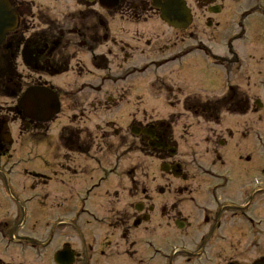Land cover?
<instances>
[{"label":"flooded vegetation","instance_id":"af4514ba","mask_svg":"<svg viewBox=\"0 0 264 264\" xmlns=\"http://www.w3.org/2000/svg\"><path fill=\"white\" fill-rule=\"evenodd\" d=\"M7 2L0 264L264 257V0Z\"/></svg>","mask_w":264,"mask_h":264},{"label":"water","instance_id":"95a60500","mask_svg":"<svg viewBox=\"0 0 264 264\" xmlns=\"http://www.w3.org/2000/svg\"><path fill=\"white\" fill-rule=\"evenodd\" d=\"M14 15L9 11V8L4 5V1H0V41L4 34L12 28L14 25ZM46 90L42 88H33L27 90L22 99H21V105L24 106L26 109L36 111L40 113L44 110V103H43V96H46L45 94ZM31 98L34 99L33 108L30 109V100ZM38 98V99H37ZM1 148V147H0ZM253 264H264V258L261 260H258L254 262Z\"/></svg>","mask_w":264,"mask_h":264},{"label":"rangeland","instance_id":"374dc122","mask_svg":"<svg viewBox=\"0 0 264 264\" xmlns=\"http://www.w3.org/2000/svg\"><path fill=\"white\" fill-rule=\"evenodd\" d=\"M54 7L56 9H59L58 5H55ZM215 46H217V45H215ZM201 54H198V55H200L199 57L202 58ZM186 63H187L186 67H185V70L183 72L188 74L189 78H191V79H193L195 77L199 78V75H201V74L197 71L198 69L196 68V66H193V65L190 66L189 61H187ZM154 71H156V70H154ZM148 73H149V71H148ZM208 84H210V83H208ZM40 150H41V148L36 147L35 145H32L31 143H24L21 147H19L18 149H15V152H14L15 158H18V160L22 161L20 167H18L15 170V172L19 174L18 176H20V174H22V170H24V169H28V170L34 169V166L31 164V160H32V158H37V154L41 153ZM27 158H28V161L26 163H24V161H26ZM20 183H21V180H19V184ZM258 208L255 210V215L264 218V214L262 215L261 213H259L260 210L258 211ZM45 222H47V221L40 222L39 226L42 227L43 223H45ZM260 247H261L260 251L264 252V238L260 240Z\"/></svg>","mask_w":264,"mask_h":264}]
</instances>
